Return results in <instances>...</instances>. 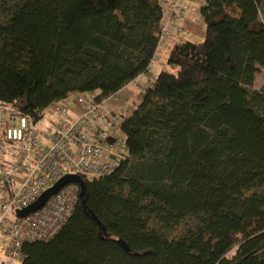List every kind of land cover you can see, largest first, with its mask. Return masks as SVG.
<instances>
[{"label": "trees", "instance_id": "1", "mask_svg": "<svg viewBox=\"0 0 264 264\" xmlns=\"http://www.w3.org/2000/svg\"><path fill=\"white\" fill-rule=\"evenodd\" d=\"M235 2L199 9L203 40L174 45L122 120L127 160L82 178L68 222L25 245L21 264H264V88L252 89L264 0H242L239 15ZM162 11L159 0H0V104L38 122L73 93L116 94L147 72Z\"/></svg>", "mask_w": 264, "mask_h": 264}, {"label": "built area", "instance_id": "2", "mask_svg": "<svg viewBox=\"0 0 264 264\" xmlns=\"http://www.w3.org/2000/svg\"><path fill=\"white\" fill-rule=\"evenodd\" d=\"M209 0H171L163 8V20L156 34L158 45L170 33L174 20L203 25L201 18H189V5L207 6ZM175 29L181 39L193 35L185 27ZM157 45V46H158ZM136 89H141L136 85ZM145 91V90H142ZM144 93V92H143ZM117 93L99 99L96 92L76 95L49 107L56 116L52 131L42 132L32 116L0 104V130L5 145L13 149L11 163L0 173V253L12 262L25 258L28 243L51 240L70 219L80 196L77 183L61 187L37 211L18 217L39 196L65 175L84 178L107 177L119 170L127 156L122 120L125 112ZM0 264H9L0 259Z\"/></svg>", "mask_w": 264, "mask_h": 264}, {"label": "crops", "instance_id": "3", "mask_svg": "<svg viewBox=\"0 0 264 264\" xmlns=\"http://www.w3.org/2000/svg\"><path fill=\"white\" fill-rule=\"evenodd\" d=\"M161 1L163 8L167 6V4L169 2H171V0H159ZM242 4V0H239V8L237 9V14L235 15H239L240 13V7ZM235 5V4H234ZM189 18L193 17V18H200V12H199V7L196 5H189ZM172 24H174V26L172 27V29L170 30V33L166 36V38L161 42L160 45L157 46V50L156 53L153 57V59L151 60L152 62L150 63V66L147 70L146 73L139 75V77L134 80L133 82L129 83L126 87H124L123 89H121L119 92H117V97L120 95V93H122L125 90H128V87H132L134 90H137L138 92H141L142 90L150 87V85L152 84V82L155 80V78L158 76L159 71L165 70L168 68L167 66V60H166V64H162L161 62V57L166 54V58H168V56L170 55L173 46L178 44V43H183L186 40H190L192 42H194V40H203L204 38V27L203 25H194L192 24L189 19H185L184 21H180V20H174L172 22ZM175 26L177 27H185L188 31H190L192 33V37L190 39H181V36H179V34L177 33ZM155 65H160L159 69L161 70H156L155 72H153V76H150V72H151V68ZM136 85H138L139 87H141V89H136ZM74 97L76 96L75 93ZM74 97H72L71 99H69V101H71ZM68 101V102H69ZM124 100H122V102L118 101L119 106L122 108V104H123ZM50 111V110H49ZM37 123V122H36ZM52 126L50 125V129L51 130ZM48 131V132H49ZM13 155V153H12ZM13 157V156H12ZM6 239V234L3 233L2 231H0V242H4V240Z\"/></svg>", "mask_w": 264, "mask_h": 264}, {"label": "rangeland", "instance_id": "4", "mask_svg": "<svg viewBox=\"0 0 264 264\" xmlns=\"http://www.w3.org/2000/svg\"><path fill=\"white\" fill-rule=\"evenodd\" d=\"M239 8V1L236 0L235 5L233 6L232 10H233V14H237V9ZM259 21L260 22H264L263 21V16L260 15L259 16ZM252 30H257L259 29V23H255L252 27ZM201 40H194L195 43L197 42H201ZM166 54H164L161 57V62L162 64H166ZM160 65H155L151 68V72H150V76H153V72H155L156 70H161L159 69ZM260 68V67H259ZM160 73V71H159ZM255 82L254 85L252 87L253 90H261L262 88H264V68H260L257 75L255 76ZM152 85V84H151ZM150 85V87H151ZM145 90V89H144ZM144 91L138 92L137 90H134L132 87H128V90L123 91L122 93H120V95L118 96L119 98V102H122V100H124L123 104H122V108L125 112H129V111H133L134 108H136L142 99V94ZM72 97H74V94L69 95V98L67 99L69 101V99H71ZM56 122V116L49 111V108H47L45 111H43V117L41 120H39L36 125L37 127L42 131V132H47L50 129V125ZM12 153H13V149L11 150L9 147H7L5 145V141L2 135V132L0 130V173H4V165L11 163L12 160ZM0 259L2 260H6L7 262H9V264H21L19 262H12L10 260H8V258L6 256L1 255L0 253Z\"/></svg>", "mask_w": 264, "mask_h": 264}, {"label": "water", "instance_id": "5", "mask_svg": "<svg viewBox=\"0 0 264 264\" xmlns=\"http://www.w3.org/2000/svg\"><path fill=\"white\" fill-rule=\"evenodd\" d=\"M83 179L79 175L72 174V175H65L63 176L56 184L52 187H50L48 190L44 191L38 198V200L23 210H17L16 214L18 217H26L29 213L37 211L41 206L49 200V198L55 194L58 190L61 189V187L68 185V184H73L77 183L81 188L83 186ZM82 191H80V195Z\"/></svg>", "mask_w": 264, "mask_h": 264}]
</instances>
